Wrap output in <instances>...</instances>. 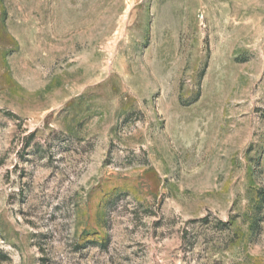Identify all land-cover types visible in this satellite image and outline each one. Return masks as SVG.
Segmentation results:
<instances>
[{"label":"rangeland","instance_id":"rangeland-1","mask_svg":"<svg viewBox=\"0 0 264 264\" xmlns=\"http://www.w3.org/2000/svg\"><path fill=\"white\" fill-rule=\"evenodd\" d=\"M0 264H264V0H0Z\"/></svg>","mask_w":264,"mask_h":264}]
</instances>
